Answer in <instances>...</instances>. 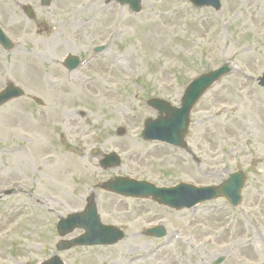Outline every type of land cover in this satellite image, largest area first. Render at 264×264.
I'll list each match as a JSON object with an SVG mask.
<instances>
[{"label":"rangeland","instance_id":"obj_1","mask_svg":"<svg viewBox=\"0 0 264 264\" xmlns=\"http://www.w3.org/2000/svg\"><path fill=\"white\" fill-rule=\"evenodd\" d=\"M220 3L216 11L140 0L135 14L116 0H0V27L14 46L0 47V90L12 82L25 93L0 107V264H37L56 254V241L82 234L59 237L56 223L81 211L90 193L100 221L123 239L59 252L63 264L127 263L157 250L133 264H264V100L248 93L264 91V0ZM67 55L81 59L72 72L62 65ZM223 64L228 71L190 113L186 149L142 139L144 121L157 116L148 99L179 106L192 79ZM233 75L249 82L233 89ZM94 149L115 152L120 165L102 169ZM237 170L246 175L237 207L216 198L176 211L99 188L115 176L217 186ZM152 226L165 236L145 235Z\"/></svg>","mask_w":264,"mask_h":264},{"label":"water","instance_id":"obj_2","mask_svg":"<svg viewBox=\"0 0 264 264\" xmlns=\"http://www.w3.org/2000/svg\"><path fill=\"white\" fill-rule=\"evenodd\" d=\"M120 4L127 3L129 7L135 11H140V0H117ZM195 6H211L216 10L220 7L219 0H190ZM43 4L47 5L48 0H43ZM26 14L30 17L32 12L29 8H25ZM0 44L10 49L12 47L9 40L0 30ZM99 50V49H98ZM78 59L76 57H66L64 65L69 69L75 68ZM226 71V66L216 69L215 71L204 74L195 79L185 90L180 108L172 107L166 101L159 99H150L147 103L156 109L159 113L155 120L147 119L142 132V137L149 140H159L185 148L184 136L188 125V116L190 110L201 95V93L209 87L222 73ZM264 85V75L261 79ZM22 95V90L12 83L0 91V106L10 100ZM37 102L40 103L39 100ZM121 132V131H119ZM104 168L118 166L119 160L111 153L105 155L100 161ZM244 185V174L239 171L232 173L218 187H196L186 183H180L172 187L157 188L146 181H135L123 177H116L101 185L102 188L134 197H151L153 200L162 205L171 208L181 209L189 208L199 202L210 200L217 196L224 197L231 205L236 206L240 201V190ZM83 228L86 232L69 241H59L56 245L58 251L69 249L75 245H100L114 244L120 240L123 233L112 226L102 225L97 215V209L93 202V195L88 197L85 210L81 213L68 215L64 219H60L57 230L60 236H64L71 232L74 228ZM147 234L160 237L164 234L161 227L146 230ZM222 259H217L214 264H219ZM41 264H62L57 255Z\"/></svg>","mask_w":264,"mask_h":264},{"label":"bare ground","instance_id":"obj_3","mask_svg":"<svg viewBox=\"0 0 264 264\" xmlns=\"http://www.w3.org/2000/svg\"><path fill=\"white\" fill-rule=\"evenodd\" d=\"M100 1H101V3H105V0H100ZM112 7H113L112 3L105 4V9H107V10H111ZM232 78L233 79H231L230 85L233 86L232 87L233 89L236 87V81L238 82V84L240 82H245V83H248L249 82V78H247V77H243V80L242 81L236 75H233ZM230 85L227 86L226 89L232 90V88H231ZM236 89H238V88H236ZM248 93H254L255 94V98L258 101L259 100H264V91H257L255 89H253L252 91H249ZM222 102L225 103L226 101L223 100ZM246 108H247V111L250 112L252 110V105H247ZM259 127H261L262 130L264 131V122H261V124L259 125ZM58 159H61V158L58 157ZM63 161L65 162L66 165H69L70 167H75L77 165V163H76V161L74 159L66 158V159H63ZM52 176L57 181H61L63 179V177H62L63 175H62V173L60 171H56ZM12 177H14V175H12ZM239 233H241V234L245 233V231L241 228V226H240V229H239ZM157 251L156 252H152L151 254H142L141 256L139 254L138 255H135V256H132L131 255V256H129L127 258V260H126L127 263H124V262L121 263L120 262L118 264H133V263H137L139 261H144L145 259H148L151 256L152 257L157 256L159 254V251L158 252Z\"/></svg>","mask_w":264,"mask_h":264}]
</instances>
